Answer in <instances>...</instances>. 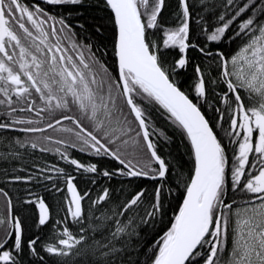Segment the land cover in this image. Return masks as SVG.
Instances as JSON below:
<instances>
[{"label":"snow or ice","instance_id":"1","mask_svg":"<svg viewBox=\"0 0 264 264\" xmlns=\"http://www.w3.org/2000/svg\"><path fill=\"white\" fill-rule=\"evenodd\" d=\"M44 3L75 6L83 0ZM165 4L103 0L115 28L117 74L112 75L102 59L107 53L79 41L63 16L24 0H0V139L7 132L39 134L15 139L9 155L19 159V149L29 148L54 151L75 172L91 174L93 185L100 176L145 178L154 185L150 199L143 187L117 192L107 186L93 198L90 189L80 191L76 175L56 164H34V172L20 169L28 174L8 176L7 182L66 192L64 215L54 222L53 242L41 244L39 236L25 240L13 196L0 187V264H44L41 251L61 258L55 264H70L65 259L70 257L74 264H264V0H178L173 28L161 22ZM194 19L203 46L191 38ZM96 31L102 34V26ZM236 39L242 43L230 55L207 47ZM162 48L181 54L170 68ZM189 48L211 57L217 70L213 78L196 65L195 101L171 78L188 64ZM218 83L226 86L217 94L224 107L213 111L224 137L200 104L207 100L208 85ZM151 108L162 110L187 140L193 167L187 179L175 177L184 191L170 227L142 250L135 242L139 230L162 222L172 175L153 139L169 137L152 124ZM49 129L64 135L54 137ZM69 148L119 166L101 170L95 162L71 156ZM236 196L243 205H237ZM22 204L37 209V227L52 221L43 197L29 191Z\"/></svg>","mask_w":264,"mask_h":264},{"label":"trees","instance_id":"2","mask_svg":"<svg viewBox=\"0 0 264 264\" xmlns=\"http://www.w3.org/2000/svg\"><path fill=\"white\" fill-rule=\"evenodd\" d=\"M28 5L39 4L41 7L49 11L50 14L57 17L63 16L66 21L72 25L73 30L77 34V39L83 41L84 43H92L94 45V51L96 48H100L107 54L102 57L106 66L109 69L110 74H117V64L113 52V43L115 39V28L112 21V14L109 10L104 8L103 0H83L81 5H62V6H52L47 5L40 0H24ZM178 11V0H166L165 8L162 12L161 22L168 28H173L177 24L175 18V13ZM70 14V15H69ZM83 25V27H79ZM98 26H102V34L96 31ZM193 33L191 38L198 42L200 45L205 44L204 37L199 34V29L196 26L195 19L191 25ZM161 36V34H157ZM227 35L231 36L232 33L229 32ZM162 39V36H161ZM242 43L241 40H225L222 43H208L207 47L215 54L217 51H222L226 55L234 53L238 46ZM162 56L164 58L165 66L171 67L176 59H179L180 53L178 49H161ZM100 55V52H97ZM188 59V64L183 69H177L172 73L171 78L179 85V87L185 91L194 101L196 100L194 85L197 82V74L195 72L196 65H200L201 69L205 72L206 76L210 72L213 78L217 77V70L211 57L202 55L198 50L189 48L186 53ZM226 91V86L223 83H218L216 85H208V97L207 100L201 99L200 104L202 106V111L204 112L206 118H208L214 127V130L219 136L224 137L225 133L221 131V128L217 126V113L213 111L216 107L223 108L224 105L219 103V97L217 94H221ZM162 111V110H161ZM161 111H157L156 108L150 109V115L152 124L155 128L162 130L168 137V140H164L159 136H154L153 139L157 144L158 154L165 159L166 163L169 165L171 170L170 183L166 186L165 192L167 196V201L165 208V215L163 216L162 222L158 221L154 227H142L139 237L136 239V243L141 245V249L144 247L152 245L156 242L160 236L170 227V221L174 219L175 214L178 213L179 205L182 203V194L184 191V186L179 183L175 177L177 174H182L185 179L191 174L193 167V159L190 152V146L187 140L179 133V131L171 124L170 121L166 120ZM64 126H71L68 121L63 122ZM224 128H227V123L224 124ZM48 134L54 137H61L64 134L59 132H52L51 129L48 130ZM29 134L22 132H7L3 134L4 139H0V157H7V159L0 158V187H5L7 191L13 196V201L16 206V213L21 217L24 224V239L28 240L30 238L40 237L41 244L53 242L52 237L58 228H54V222L60 219L64 213L61 211L63 197L67 193H54L46 190V188L41 183H31V184H15L8 183V176L12 175H26L28 173L20 171V169H28L29 171H35L33 168L34 164L44 165L56 164L60 167L65 168V170L73 175H76V184L81 192L85 190H91L93 198L97 191L102 186H107L115 191L119 192L121 189H126L129 191H136L143 187L148 189V197L151 198V191L153 188V182L145 178H133L128 180L123 177H115L111 181L107 180L102 176L97 177V183L93 185L91 181V174H81L75 172L71 166H69L65 161L61 160L55 152L40 153L38 151H33L30 148L25 151L24 149H19L22 156L19 159L13 158L9 153L14 151L13 148L14 140L20 139L25 140L28 138ZM39 135V134H31ZM27 137V138H26ZM227 142V138H225ZM53 148L58 147L57 145H52ZM231 148V146H230ZM69 154L74 158H77L81 162L87 164L91 162L97 163L101 170L112 169L118 167L119 165L109 158L90 156L85 153L79 152L77 149L69 148ZM231 155V151L229 152ZM5 171L7 175H5ZM179 183L177 188L175 185ZM172 188V193L168 194L167 188ZM31 191L36 197H43L46 203L50 206L53 219L49 224L43 228L37 227V209L34 205H23L22 200L27 198V193ZM234 195V194H230ZM116 196H113V200ZM17 201H21L18 203ZM231 202V201H229ZM237 205H243L244 199L240 196H236ZM88 203H85V207ZM3 211V202L0 201V212ZM99 215V213H97ZM78 226H74L75 231ZM40 244H38V248ZM41 255L45 257L44 264H55V261L60 260L58 257H50L47 253L41 251ZM30 260H35L36 258H28ZM68 259L70 264H74L75 258H65Z\"/></svg>","mask_w":264,"mask_h":264},{"label":"water","instance_id":"3","mask_svg":"<svg viewBox=\"0 0 264 264\" xmlns=\"http://www.w3.org/2000/svg\"><path fill=\"white\" fill-rule=\"evenodd\" d=\"M179 86V85H178ZM182 90V89H181ZM183 91V90H182ZM185 92V91H184ZM186 93V92H185ZM187 94V93H186ZM188 95V94H187ZM189 96V95H188ZM189 98H191L190 96H189ZM192 99V98H191ZM194 100V99H193ZM202 110V109H201ZM203 112V111H202Z\"/></svg>","mask_w":264,"mask_h":264},{"label":"bare ground","instance_id":"4","mask_svg":"<svg viewBox=\"0 0 264 264\" xmlns=\"http://www.w3.org/2000/svg\"><path fill=\"white\" fill-rule=\"evenodd\" d=\"M29 135H31V134H29ZM29 135H28V136H29ZM26 138H27V137H26Z\"/></svg>","mask_w":264,"mask_h":264}]
</instances>
